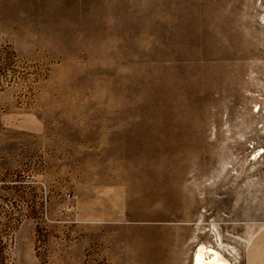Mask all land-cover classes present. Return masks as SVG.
<instances>
[{
  "label": "rangeland",
  "instance_id": "374dc122",
  "mask_svg": "<svg viewBox=\"0 0 264 264\" xmlns=\"http://www.w3.org/2000/svg\"><path fill=\"white\" fill-rule=\"evenodd\" d=\"M264 226V0H0V264H242Z\"/></svg>",
  "mask_w": 264,
  "mask_h": 264
},
{
  "label": "crops",
  "instance_id": "0c3cea01",
  "mask_svg": "<svg viewBox=\"0 0 264 264\" xmlns=\"http://www.w3.org/2000/svg\"><path fill=\"white\" fill-rule=\"evenodd\" d=\"M242 264H264V226L248 240L244 249Z\"/></svg>",
  "mask_w": 264,
  "mask_h": 264
},
{
  "label": "bare ground",
  "instance_id": "6f19581e",
  "mask_svg": "<svg viewBox=\"0 0 264 264\" xmlns=\"http://www.w3.org/2000/svg\"><path fill=\"white\" fill-rule=\"evenodd\" d=\"M189 264H230L220 252L208 249L203 245L196 246Z\"/></svg>",
  "mask_w": 264,
  "mask_h": 264
}]
</instances>
